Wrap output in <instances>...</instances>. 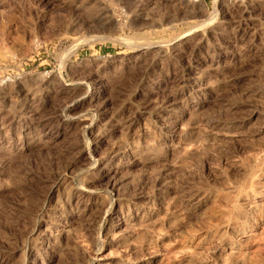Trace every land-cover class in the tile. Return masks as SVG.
Segmentation results:
<instances>
[{
    "label": "rangeland",
    "instance_id": "obj_1",
    "mask_svg": "<svg viewBox=\"0 0 264 264\" xmlns=\"http://www.w3.org/2000/svg\"><path fill=\"white\" fill-rule=\"evenodd\" d=\"M0 264H264V0H0Z\"/></svg>",
    "mask_w": 264,
    "mask_h": 264
},
{
    "label": "built area",
    "instance_id": "obj_2",
    "mask_svg": "<svg viewBox=\"0 0 264 264\" xmlns=\"http://www.w3.org/2000/svg\"><path fill=\"white\" fill-rule=\"evenodd\" d=\"M194 4L200 3L201 0H191Z\"/></svg>",
    "mask_w": 264,
    "mask_h": 264
},
{
    "label": "bare ground",
    "instance_id": "obj_3",
    "mask_svg": "<svg viewBox=\"0 0 264 264\" xmlns=\"http://www.w3.org/2000/svg\"><path fill=\"white\" fill-rule=\"evenodd\" d=\"M194 131V130H193Z\"/></svg>",
    "mask_w": 264,
    "mask_h": 264
}]
</instances>
